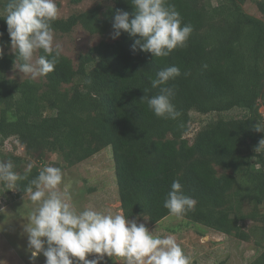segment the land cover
<instances>
[{
	"label": "trees",
	"instance_id": "obj_1",
	"mask_svg": "<svg viewBox=\"0 0 264 264\" xmlns=\"http://www.w3.org/2000/svg\"><path fill=\"white\" fill-rule=\"evenodd\" d=\"M246 1L167 0L193 31L186 47L155 58L133 51L135 38L127 32L111 38L116 10L134 12L130 0H96L58 16L52 29L69 35L81 27L100 40L79 53L77 63L62 52L54 71L40 80L10 75L16 56L0 17V138L3 143L13 137L24 148V155L10 152L0 162L11 160L21 176L32 164L28 179L13 187L15 196L27 194L28 181L49 153H59L73 166L111 146L124 216L151 225L164 219L170 214L164 200L179 179L184 193L196 200L195 209L182 217L244 241L257 236L261 251L248 264H264V224L244 227L247 219L264 220L259 211L264 153L254 151L264 133L252 128L264 121V0H252L260 17L244 9ZM37 55H44L43 50ZM173 65L181 70L169 82L181 112L178 120L156 117L141 99L145 90L149 96L159 92L151 87V78ZM235 108L245 113L212 119L192 139L187 136L193 111ZM246 203L252 205L249 212Z\"/></svg>",
	"mask_w": 264,
	"mask_h": 264
},
{
	"label": "clouds",
	"instance_id": "obj_2",
	"mask_svg": "<svg viewBox=\"0 0 264 264\" xmlns=\"http://www.w3.org/2000/svg\"><path fill=\"white\" fill-rule=\"evenodd\" d=\"M130 2L133 13L119 9L115 12L112 39L127 32L135 38L133 51L149 52L155 58L167 57L174 49L186 47L192 26L182 22L180 13L167 0ZM0 17L6 20L11 50L16 56L14 68L31 80L54 71L62 55L61 45L54 44L52 29V22L58 18L56 0H8ZM39 50L44 55H36ZM180 75V68L173 65L151 78V87L159 92L149 96L145 90L141 99L156 117L178 120L181 116L173 103L175 89L169 84ZM252 128L264 133V121H258ZM254 151L264 153V137L254 146ZM14 167L11 160L0 162V182L8 189H13L17 181L28 179L32 164L23 176ZM62 182L61 169L49 165L28 181L27 195L37 205L28 212V223L23 226L31 261L42 253L45 264H101L105 256L123 258L125 264H189L175 237L154 235L145 223L122 214L92 208L78 210L67 188L61 189ZM195 205L196 200L184 193L180 180H173L163 203L169 213L181 217L193 211ZM90 254H95V258L89 259Z\"/></svg>",
	"mask_w": 264,
	"mask_h": 264
},
{
	"label": "rangeland",
	"instance_id": "obj_3",
	"mask_svg": "<svg viewBox=\"0 0 264 264\" xmlns=\"http://www.w3.org/2000/svg\"><path fill=\"white\" fill-rule=\"evenodd\" d=\"M207 1L214 5L221 2V0ZM95 2L96 0H83L74 4L71 0H56L58 16H68L74 10L86 9ZM5 5L6 0H0V10L3 13ZM244 9L256 16H262L255 1H246ZM100 38L98 35H91L81 27H77L69 35L54 34V44H60L62 52L77 63L79 53L87 51ZM10 75H19L21 78L28 77L19 73L18 69L11 71ZM42 78L39 77L36 80ZM260 112L264 115V106L260 107ZM244 113V110L238 108L222 113L208 114L193 111L191 127L187 136L192 139L198 130L212 119L240 117ZM10 152L24 155V148L13 137L6 139L3 143L0 138V158ZM37 162L34 160V163ZM38 164L41 165L40 162ZM45 165L61 169L63 182L60 187L62 190L67 188L72 197L71 202L78 210L92 208L104 213L123 215L111 146L73 166H68L59 153H49L46 164H42V166ZM15 192L14 188L8 189L3 182H0V264H45L46 258L42 253L34 262L30 260L28 237L23 230V226L28 223V212L37 205L30 201L27 194L16 197ZM244 209L249 212L252 205L246 203ZM259 211L264 213V204L260 205ZM132 220L145 223L154 235L175 237L188 256L189 264H248L261 251V247L255 243L257 236H253L250 241H244L234 235L215 231L182 216L176 217L169 214L153 225L147 219ZM255 224H264V220L261 222L247 219L244 227L248 230ZM88 258H95V254H90ZM101 264H125V261L120 257L106 256Z\"/></svg>",
	"mask_w": 264,
	"mask_h": 264
},
{
	"label": "water",
	"instance_id": "obj_4",
	"mask_svg": "<svg viewBox=\"0 0 264 264\" xmlns=\"http://www.w3.org/2000/svg\"><path fill=\"white\" fill-rule=\"evenodd\" d=\"M106 257V256H105Z\"/></svg>",
	"mask_w": 264,
	"mask_h": 264
}]
</instances>
